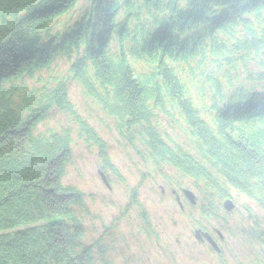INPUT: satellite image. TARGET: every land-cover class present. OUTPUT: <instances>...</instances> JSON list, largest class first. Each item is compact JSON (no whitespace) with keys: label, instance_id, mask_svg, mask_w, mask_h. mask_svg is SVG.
Listing matches in <instances>:
<instances>
[{"label":"trees","instance_id":"1","mask_svg":"<svg viewBox=\"0 0 264 264\" xmlns=\"http://www.w3.org/2000/svg\"><path fill=\"white\" fill-rule=\"evenodd\" d=\"M94 117L150 174L246 194L219 231L264 264V0H0V264L102 261L60 183L74 134L111 166Z\"/></svg>","mask_w":264,"mask_h":264},{"label":"rangeland","instance_id":"2","mask_svg":"<svg viewBox=\"0 0 264 264\" xmlns=\"http://www.w3.org/2000/svg\"><path fill=\"white\" fill-rule=\"evenodd\" d=\"M100 124L95 117L90 121L95 132L108 143L106 156L111 166L104 163L94 146L74 134L70 160L60 181L62 187H75L83 195V207H78L76 214L86 244L102 241L109 248L105 254L108 264H219V258L207 242H199L194 237V230L199 227L216 238L213 230L218 224V213L213 218L195 216V204L204 199L191 188L192 181L184 182L166 165L161 167L163 173L170 175L166 179L150 174L148 162L122 151L116 133L107 124ZM43 127L39 126L40 132ZM109 146L112 152H107ZM140 173L145 174L146 180H141ZM171 185L192 190L195 204L190 206L180 196L182 209H179L171 194ZM228 197L237 209L227 225L235 226L239 223L237 213L252 206V202L246 194L234 190L229 191ZM209 207L204 211L208 212ZM140 219L146 222L147 231L140 230ZM222 237L221 241L217 239V248L223 260L236 264L231 250L237 248L236 243L226 234Z\"/></svg>","mask_w":264,"mask_h":264},{"label":"bare ground","instance_id":"3","mask_svg":"<svg viewBox=\"0 0 264 264\" xmlns=\"http://www.w3.org/2000/svg\"><path fill=\"white\" fill-rule=\"evenodd\" d=\"M218 240H219V239H218ZM218 240H217V241H218ZM216 255H217V257L219 258V262H221V260L223 259L222 256H221L220 254H216Z\"/></svg>","mask_w":264,"mask_h":264}]
</instances>
